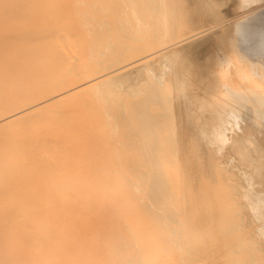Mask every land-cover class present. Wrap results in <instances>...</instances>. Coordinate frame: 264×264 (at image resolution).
Returning a JSON list of instances; mask_svg holds the SVG:
<instances>
[{
  "label": "bare ground",
  "instance_id": "obj_1",
  "mask_svg": "<svg viewBox=\"0 0 264 264\" xmlns=\"http://www.w3.org/2000/svg\"><path fill=\"white\" fill-rule=\"evenodd\" d=\"M0 264H264V0H0Z\"/></svg>",
  "mask_w": 264,
  "mask_h": 264
}]
</instances>
